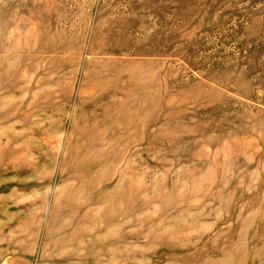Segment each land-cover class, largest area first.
Listing matches in <instances>:
<instances>
[{
	"label": "rangeland",
	"instance_id": "rangeland-1",
	"mask_svg": "<svg viewBox=\"0 0 264 264\" xmlns=\"http://www.w3.org/2000/svg\"><path fill=\"white\" fill-rule=\"evenodd\" d=\"M0 264H264V0H0Z\"/></svg>",
	"mask_w": 264,
	"mask_h": 264
}]
</instances>
